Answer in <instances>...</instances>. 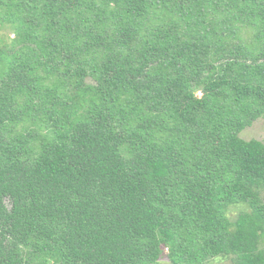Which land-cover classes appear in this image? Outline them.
Returning <instances> with one entry per match:
<instances>
[{"label": "trees", "instance_id": "obj_1", "mask_svg": "<svg viewBox=\"0 0 264 264\" xmlns=\"http://www.w3.org/2000/svg\"><path fill=\"white\" fill-rule=\"evenodd\" d=\"M4 27L0 264H264V142L239 136L264 0H0Z\"/></svg>", "mask_w": 264, "mask_h": 264}, {"label": "rangeland", "instance_id": "obj_2", "mask_svg": "<svg viewBox=\"0 0 264 264\" xmlns=\"http://www.w3.org/2000/svg\"><path fill=\"white\" fill-rule=\"evenodd\" d=\"M12 31L9 27L0 28V37L9 40L12 37ZM239 136L243 139H257L264 142V115L254 120L249 126H246L240 131ZM238 210V208H233V213ZM262 245V244H261ZM158 264H169L168 258L166 256V249L160 255ZM209 264H232L230 257H220L212 259Z\"/></svg>", "mask_w": 264, "mask_h": 264}]
</instances>
